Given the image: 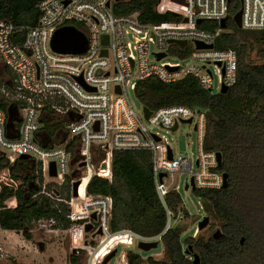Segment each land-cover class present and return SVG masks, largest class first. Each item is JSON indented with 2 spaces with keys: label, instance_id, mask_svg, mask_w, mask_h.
Wrapping results in <instances>:
<instances>
[{
  "label": "built area",
  "instance_id": "1",
  "mask_svg": "<svg viewBox=\"0 0 264 264\" xmlns=\"http://www.w3.org/2000/svg\"><path fill=\"white\" fill-rule=\"evenodd\" d=\"M114 2L40 0L34 26L18 27L0 19V63L14 75L12 91L2 89L0 93L21 108L18 129L7 124V114L0 110V158L8 162V167L0 169V194L5 190L13 194L0 203V212L16 209L14 194L20 189L29 192L31 199L44 198L55 216L33 219L29 227L46 234L65 231L71 254L86 253V264H102L118 246L159 242L165 232L178 227L171 220L181 204L175 210L166 205L168 193L177 192V175H186L188 189L190 181L202 190H219L223 185L216 153L203 149V111L174 105L150 111L146 119L143 109L141 115L133 109L128 91L134 92L137 82L150 77L164 83L193 77L203 89L220 93L237 76L236 52L214 46L226 28L220 22L227 24L241 11L240 30L264 29V0H184V4L158 0L155 11L176 18L160 24H141L137 13L114 15ZM233 4L239 7L231 14ZM198 20L217 28L199 29ZM64 27H73L85 37L84 53L63 54L52 49L55 31ZM177 42L185 45L180 47ZM196 44L212 48L198 49ZM53 116L62 121L56 134L48 136L42 120ZM188 120L197 135L194 160L192 155L174 156L166 139L152 131L172 132L174 126ZM126 150L150 153L155 192L166 215L163 232L157 236L145 237L129 229L112 231V198L87 191L93 177L111 182L112 153ZM17 160L26 164L21 168L23 177L15 178L10 167ZM52 163L55 176H50ZM198 204L204 210L199 199ZM61 220L68 221V229H62ZM86 225L91 226L89 231H85ZM198 232L197 226L194 237ZM3 258L0 252V260Z\"/></svg>",
  "mask_w": 264,
  "mask_h": 264
},
{
  "label": "trees",
  "instance_id": "2",
  "mask_svg": "<svg viewBox=\"0 0 264 264\" xmlns=\"http://www.w3.org/2000/svg\"><path fill=\"white\" fill-rule=\"evenodd\" d=\"M40 0H0V19L9 20L18 27L34 26ZM158 0H123L112 4L114 15L137 13L141 24H160L176 20L173 14H158ZM231 5V14L238 9ZM75 27L77 25L73 24ZM202 30H214V23L202 22ZM216 49H232L237 54V76L235 83L224 94L209 93L193 77L176 83H164L156 77L137 82L134 94L143 107L150 111L168 106L195 107L204 112L205 128L203 149L221 155L217 171L227 175V187L219 190L193 191L203 202L204 212L219 222L221 237L211 235L182 237L179 227L165 232L160 242L163 246L162 260L147 257L145 264H264V29L244 31L232 20L215 43ZM260 63L250 60V54ZM9 83L2 85L12 91L14 75L5 69ZM1 85V84H0ZM12 107L11 125L20 126L21 109L18 103L0 94V110L7 114ZM48 136L58 129L57 123L42 120ZM98 163V159H94ZM25 162L17 160L10 167L11 175L23 177L21 168ZM8 162L0 158V169ZM112 180L108 182L93 177L87 191L91 195L110 196L113 200L111 230L129 229L141 236L153 237L163 232L166 215L155 192L151 156L147 151H113L111 159ZM29 178H26L28 180ZM17 207L0 212V226L6 231L21 233L26 240L33 219L55 216L48 202L20 189L15 194ZM13 196L8 191L0 194V203ZM180 195L170 191L166 205L176 209L181 204ZM62 229L69 223L61 220ZM126 264H141L138 253L128 250ZM78 257L70 255L69 264H77Z\"/></svg>",
  "mask_w": 264,
  "mask_h": 264
},
{
  "label": "rangeland",
  "instance_id": "3",
  "mask_svg": "<svg viewBox=\"0 0 264 264\" xmlns=\"http://www.w3.org/2000/svg\"><path fill=\"white\" fill-rule=\"evenodd\" d=\"M250 60L255 64L260 63L255 56V51L250 54ZM170 61L176 62L177 60L170 59ZM6 83H9V77L5 68L0 66V90L4 89L7 93H10V91L2 86ZM128 96L135 112L141 115L143 106L135 97L134 92L129 90ZM49 119L50 122L57 123L58 126L62 121L61 117L58 116L49 117ZM152 131L154 133L157 132L166 139L174 156L190 157L192 155V160L197 156V135L193 124H179L175 131L172 132H166L157 128H153ZM58 135V138L55 140L56 142L60 141L61 133ZM185 179L186 175H177V192L182 202L178 209L173 211L171 223L173 226H178L184 230L182 237H194L198 222L206 216L209 218V224L206 228L199 230L198 234L203 236L212 235L216 230H220L219 222L212 220L210 216L205 214L191 189L185 190ZM28 232L31 236L30 240H26L22 234L17 235L16 232L13 234V237L9 238L7 232L0 230V248L2 249L0 252L4 254V258L0 260V264H69L68 258L72 254L69 248L68 234L65 231L46 234L37 232L29 227ZM128 250H132L141 256V264H145L147 257H152L155 260H162L163 258V246L159 241L157 247L148 252L141 251L136 246H118L115 256L107 264H125L121 256ZM78 259L77 264H86V253L83 256H79Z\"/></svg>",
  "mask_w": 264,
  "mask_h": 264
},
{
  "label": "water",
  "instance_id": "4",
  "mask_svg": "<svg viewBox=\"0 0 264 264\" xmlns=\"http://www.w3.org/2000/svg\"><path fill=\"white\" fill-rule=\"evenodd\" d=\"M115 2H119V1H123V0H114ZM175 2L179 3V4H184V0H174ZM109 5V4H107ZM240 15H241V11H238L237 13H235L232 17V21L234 23V25L240 29L241 24H240ZM196 24H200V21L198 20L196 22ZM220 27L221 28H225L226 27V22L225 20H222L220 22ZM66 33V34H65ZM106 39V38H105ZM177 44L180 47H183L185 45V42H177ZM51 47L54 51L58 52V53H63V54H80V53H84L86 51L87 48V41L85 39V37L77 32L73 27H64V28H60L57 31H55L53 37H52V41H51ZM196 47L198 49H211L212 45H202V44H196ZM103 54L105 55V52H103ZM162 57V56H160ZM227 92V88L226 87H222L220 93L224 94ZM209 93H211V90H209ZM15 110L14 108L10 107L7 111V124H11V116H12V111ZM143 113L145 118L147 119L149 117V115L151 114L150 110L146 107H143ZM191 120L182 122V124H190ZM176 126H174L172 128V131H175ZM27 156H21L20 159H27ZM216 158H217V166L219 167L221 164V155L219 153H216ZM50 176H55V170H54V164L52 163L50 166ZM163 177V175H160V178ZM79 185V181L74 182L73 183V194L75 195L77 187ZM228 183H227V175L223 174V185H222V189H225L227 187ZM190 188L192 191L195 190V186L193 184L192 181H190ZM188 189V185L185 186V190ZM93 218L95 217L94 215L92 216ZM209 223V218L208 217H204L202 221L199 222L198 224V229L202 230L204 229ZM91 229L90 225H86L85 227V231H89ZM100 234V232H99ZM221 232L220 230H216L211 236L214 239H219L221 237ZM158 245V241H153V242H141L137 245V249L144 251V252H148L152 249H155ZM117 250H113L111 251L103 260L102 264H107L109 262V260H111L115 254H116ZM193 264H198L199 263V259L197 256H193Z\"/></svg>",
  "mask_w": 264,
  "mask_h": 264
},
{
  "label": "crops",
  "instance_id": "5",
  "mask_svg": "<svg viewBox=\"0 0 264 264\" xmlns=\"http://www.w3.org/2000/svg\"><path fill=\"white\" fill-rule=\"evenodd\" d=\"M0 66H3L1 63H0ZM4 67V66H3ZM5 68V67H4ZM6 69V68H5ZM3 230V229H2ZM4 232H7L8 233V237L9 238H11V237H13L14 235V233H15V231H6V230H3ZM17 235H21V233H16ZM125 261V260H124ZM125 264H126V262H125Z\"/></svg>",
  "mask_w": 264,
  "mask_h": 264
}]
</instances>
